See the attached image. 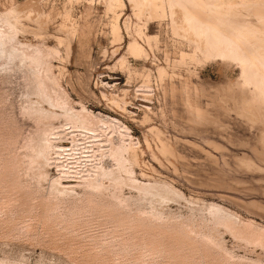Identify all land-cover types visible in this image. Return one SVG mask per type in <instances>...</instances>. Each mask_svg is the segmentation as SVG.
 <instances>
[{"label":"rangeland","instance_id":"1","mask_svg":"<svg viewBox=\"0 0 264 264\" xmlns=\"http://www.w3.org/2000/svg\"><path fill=\"white\" fill-rule=\"evenodd\" d=\"M205 1L220 26L234 25L232 13L257 20L254 4L264 5ZM159 10L148 0H0L13 33L0 52V264H264V100L248 99L239 63L213 58L208 38L220 29L178 0ZM44 66L75 108L128 128L130 176L155 195L129 180L86 187L97 149L87 131L59 158L75 167L60 179L72 191L53 183L59 169L36 156L64 120L35 109L50 111ZM65 137L57 143L70 149Z\"/></svg>","mask_w":264,"mask_h":264},{"label":"bare ground","instance_id":"2","mask_svg":"<svg viewBox=\"0 0 264 264\" xmlns=\"http://www.w3.org/2000/svg\"><path fill=\"white\" fill-rule=\"evenodd\" d=\"M114 1L117 3L121 2V0ZM148 1L154 14L160 15L159 8L162 7V0ZM178 1L182 3L184 7H186L188 13L193 18H195L194 15H196L197 18L202 21L200 26H205L203 23L206 22L211 24L213 28L220 29L221 34H219L217 37L211 36L208 38L210 46L217 50V54H214L213 58L216 57L221 60H230L239 63V66L241 67V75L245 81L242 87L245 89L248 99L252 101L255 99V101H259V104H261V98L264 100V5H261L262 3L257 2L254 4L253 11L258 18L257 20L252 19L250 15L241 16L237 13H232L230 15H226L225 17L226 19H230V21L234 22V25L230 26L224 23L220 26L217 21L209 18L206 6L207 1L190 0L195 3V5H193L191 8L187 6L184 0ZM247 1L248 0H240L241 3H239V5H243ZM211 2L215 3V6L222 3H226L230 6L238 4L237 0H211ZM208 27L210 26H205V28ZM114 28L118 30L116 26H114ZM12 35L13 33L10 32V27H5V24L0 23V52H3L4 45L8 43V39H10ZM207 35L208 33H206V35L203 34L205 38ZM13 52L16 54V56L18 55L19 57H25L36 62L39 61V53H35L34 51L27 52L25 50H20V53L10 49L7 53L13 54ZM37 77L40 78L38 87H40L39 89L41 90L40 92L42 101L50 107V111L41 109L40 107H35L39 114L44 115V117L40 119L52 121L53 119L62 118L64 120V123H60L59 126L50 127V130L44 134V143L41 142L43 143L42 147H40V149L38 148V152L36 151L38 153H36V157L44 160V162H52L53 164L55 163V167L59 169L60 177L58 176L59 179L57 178L53 183L55 185H59L61 189L70 188L69 191L71 190V186H66L63 181H60V179L62 177H66V174H64L65 172L68 173V170L70 171L71 168L75 167H70L67 162L65 163V161H60L59 158L64 151H71L75 146H77L78 139L76 138V135H80L79 133H85V131H87L95 135L93 138L95 139L97 137L98 140H96V138L95 140L97 143H95V141H93L94 139L92 138L93 140L91 142L92 144H96L97 149H93L91 147L93 145H91V154L86 153L88 154V158H91L92 162L94 161L93 168H91L93 169V173L86 174L85 178L82 176L87 185L86 187L100 189L104 186V180H107L114 186H119L120 184H123L125 181L129 180L132 185L142 193L147 195H155L153 191V185L139 183L136 179L130 176L132 174V170L129 166L132 165L133 160H135L132 154L134 153L136 144L133 141L132 136L129 134L128 128L124 126L123 123L121 124L120 121L118 122L115 120L113 117L104 116L99 113L94 114L90 110L86 109L82 104L81 106L79 105V109L75 108L66 97L65 92L60 87L54 89V84L51 82H55V80L51 72L45 68V66L39 70ZM250 85L253 87V89H249ZM76 132L79 133L76 134ZM61 135L70 138L71 142L73 143L70 149L68 147V149H66L58 145L57 139H59ZM84 135L82 137H84ZM67 151L63 155L65 158L68 157L65 155H74L72 151V153H67ZM86 154L85 157H87ZM104 159H110L113 162L115 168H106L103 164ZM77 161H79V159ZM74 164L75 163H73V165ZM83 166L84 165H82V167ZM65 167L67 169H65ZM68 174L70 175V172ZM124 174L127 175L126 178H124ZM78 179L81 180V178ZM247 226L249 225L247 224ZM259 234L264 235V230L259 231Z\"/></svg>","mask_w":264,"mask_h":264}]
</instances>
